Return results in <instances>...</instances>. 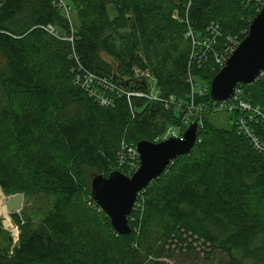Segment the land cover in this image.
Returning a JSON list of instances; mask_svg holds the SVG:
<instances>
[{
	"label": "trees",
	"instance_id": "obj_1",
	"mask_svg": "<svg viewBox=\"0 0 264 264\" xmlns=\"http://www.w3.org/2000/svg\"><path fill=\"white\" fill-rule=\"evenodd\" d=\"M188 1L67 0L74 20L58 0H0V187L43 214L14 212L13 249L0 225V264H193L202 254L219 255V264H264V156L235 122L214 124L211 111L202 113L194 149L139 193L130 233L116 232L92 197L93 177L116 170L124 140L162 141L170 126L185 125L175 109L144 98L114 94L113 106L100 105L75 83L79 63L118 83L139 65L166 94L189 100V72L210 84L218 71L213 62L189 66L184 18L196 32L215 21L232 36L249 28L258 4L194 0L187 11ZM242 85L264 110V76Z\"/></svg>",
	"mask_w": 264,
	"mask_h": 264
},
{
	"label": "built area",
	"instance_id": "obj_2",
	"mask_svg": "<svg viewBox=\"0 0 264 264\" xmlns=\"http://www.w3.org/2000/svg\"><path fill=\"white\" fill-rule=\"evenodd\" d=\"M65 12L69 15L71 7L64 0H58ZM194 0H189L186 10L188 11ZM257 14L264 7V0H257ZM256 14V15H257ZM177 20H183L178 14L173 16ZM186 23L185 36L191 42V51L189 54V66H201L208 62H213L217 71L225 66L228 58L237 48L239 43L247 36L250 29H244L241 34L224 37L220 23L212 21L207 26L205 33L196 32L192 27L188 16L184 18ZM47 31L55 36H59V31L53 25L45 27ZM68 39L74 42L73 36ZM224 39V40H223ZM76 57V52L74 51ZM264 76V71L260 77ZM132 79L145 82L147 90H127L120 83L107 77H102L93 72L85 71L79 63V71L75 75V83L91 97H93L102 106H113L115 104V96L126 95L131 102L132 97L144 98L153 102L162 103L167 109H175L182 116V124L188 126L194 121L198 122V131L203 129L204 121L202 113L211 111L213 113L228 112L235 116V123L239 130L246 136L253 148L264 156V110L260 105H255L245 99V90L242 84H238L235 88L234 95L225 100H213L210 96V84L200 83L189 72L188 81L191 85L189 100H179L174 94H166L159 85L158 78L150 69L142 68L137 65L133 67ZM196 96L210 97L209 101L196 103ZM185 132V131H184ZM184 133H176L169 131L163 137L167 139L175 136L183 138ZM197 140H200L197 136ZM141 165L140 153L137 144L123 141L118 154L116 170L133 175ZM141 208V203L137 201L134 209ZM131 215V214H130ZM129 215V217H130ZM132 219L133 216H131Z\"/></svg>",
	"mask_w": 264,
	"mask_h": 264
},
{
	"label": "water",
	"instance_id": "obj_3",
	"mask_svg": "<svg viewBox=\"0 0 264 264\" xmlns=\"http://www.w3.org/2000/svg\"><path fill=\"white\" fill-rule=\"evenodd\" d=\"M264 71V7L250 24L249 33L213 77L210 83V96L213 100H225L234 95L238 84L255 82ZM127 90H147L145 82L136 79L124 81L116 78ZM198 122L191 123L183 138L169 137L162 141L141 140L138 150L140 168L133 175L119 170L108 176L96 175L92 180V197L110 218L113 228L119 234L132 231L129 224L138 195L155 179L165 173L174 160L190 153L196 146ZM21 192L9 195L5 202L8 213L18 212L24 205Z\"/></svg>",
	"mask_w": 264,
	"mask_h": 264
},
{
	"label": "rangeland",
	"instance_id": "obj_4",
	"mask_svg": "<svg viewBox=\"0 0 264 264\" xmlns=\"http://www.w3.org/2000/svg\"><path fill=\"white\" fill-rule=\"evenodd\" d=\"M64 1H67V0H64ZM109 9H110V15L113 17L115 15L113 7L110 6ZM70 17H72V19H74V20L77 18L76 8L72 4H71V10H70ZM101 56L105 60H107V61H109V62H111L113 64L116 63L115 59L113 57H111L110 55H108L104 51H101ZM198 80H199L200 83L204 82L202 79H198ZM209 118H210L211 121L214 122V124H216V125H218L220 127L229 128V127L234 125V120H233L231 114L228 113V112L212 113L211 115H209ZM204 126H205V124H204ZM173 129H174V131L176 133H184V131L187 129V127H184V129H183V128H178L177 126H170L167 129V131H165V133L162 136H160V137H165L168 134V132L169 131H173ZM151 133L153 134V131H151ZM124 137H126V136L124 135ZM156 142H158V141H156ZM119 151H120V147H119V150L117 152V158H118ZM95 174H97L96 171H91V170H87L86 171V175L90 176L91 178ZM0 191H1L0 192V207H1L3 205V203L5 204V202L9 199V194H5L1 187H0ZM10 195H12V194H10ZM38 205H39V203H38ZM40 205H42V203ZM25 206L28 207L29 210L33 213L32 216H33L34 219L39 220L42 217L43 214L40 213V212H37V204H36L35 201L32 200L31 202L28 203L27 199L24 197L23 208ZM23 208L21 210H19L17 212V214L20 215L22 213V211H23ZM95 212H97V211H95ZM99 213H101V212H99ZM8 216H9V219H10V222L12 223V225H11V223H10L11 226L8 225L9 223H8L7 217L4 216L1 213H0V225L4 229V231L9 233L10 236L13 238V244H12V249H13L15 247V245H17L18 242H19L20 228H19V226H18V224L16 222V218H15L16 214H14V212L13 213H8ZM218 256L219 255H213L211 258L208 259V258H206V255L202 254V255H199V257L196 260L193 261V264H219V260L220 259H218ZM171 263L174 264L173 261Z\"/></svg>",
	"mask_w": 264,
	"mask_h": 264
},
{
	"label": "bare ground",
	"instance_id": "obj_5",
	"mask_svg": "<svg viewBox=\"0 0 264 264\" xmlns=\"http://www.w3.org/2000/svg\"><path fill=\"white\" fill-rule=\"evenodd\" d=\"M1 192V191H0ZM0 213L1 214H3L4 216H6L7 217V219H8V225H10V219H9V216H8V212H7V209H6V205L3 203V205L0 207ZM11 225H12V223H11ZM10 225V226H11Z\"/></svg>",
	"mask_w": 264,
	"mask_h": 264
}]
</instances>
